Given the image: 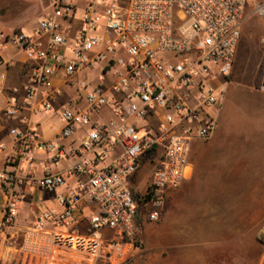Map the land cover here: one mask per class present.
Masks as SVG:
<instances>
[{"label":"built area","instance_id":"built-area-1","mask_svg":"<svg viewBox=\"0 0 264 264\" xmlns=\"http://www.w3.org/2000/svg\"><path fill=\"white\" fill-rule=\"evenodd\" d=\"M53 6L54 11L40 19L33 35L21 29H0V67L6 63L4 45L17 47L35 63L28 96L41 94L43 111L53 110L62 92L51 86L60 68L71 83L86 69L101 67L100 80L113 71L114 94L109 97L100 82L86 93L85 108L63 106L60 117L64 126L52 141L40 138L34 129H11L19 146L10 153L0 144V161L16 167L27 163L31 170L32 151L37 149L48 153L50 163L76 157L68 174L79 175L87 170L83 153L93 154V165L114 155L111 164L89 169L87 180H80L75 189L59 197L63 211L41 213L35 227L57 249L76 252L85 262L113 264L120 259L119 264H125L128 257L121 245L138 241L132 177L146 161L154 164L152 182L146 189L154 191V198L146 209L149 219L157 220L168 193L180 187L189 174L193 143L209 140L217 129L216 113L223 104L224 90L215 81L218 75L227 78L231 74L243 27L252 15L264 16V1L54 0ZM76 21L78 30L70 39L66 29H73ZM70 41L74 58L67 60L63 49ZM119 50L128 58L118 55ZM5 78L1 73L0 97ZM260 87L264 89V72ZM104 107L110 108L113 117L94 120L93 115ZM4 113L17 115L16 97L10 99ZM79 126L87 127L86 134L78 147L67 151L64 141ZM0 178L8 183L27 181L51 192L66 183V175L51 170L41 176L29 171L26 177L0 171ZM23 195L14 190L0 195V232L15 228ZM81 200L97 209L90 216L88 233L48 228L72 217ZM106 229L117 237L108 238Z\"/></svg>","mask_w":264,"mask_h":264},{"label":"crops","instance_id":"crops-1","mask_svg":"<svg viewBox=\"0 0 264 264\" xmlns=\"http://www.w3.org/2000/svg\"><path fill=\"white\" fill-rule=\"evenodd\" d=\"M54 0H0V29L12 31L21 29L33 35L38 28L40 19L47 17L54 11ZM65 24H67L65 22ZM79 26L76 21L73 29H66L70 39H73ZM24 28L27 29L24 30ZM252 29H243L237 47V55L231 74L225 78L218 75L216 84L224 90V100L217 110L218 126L208 144L210 153H202V142L196 140L191 148V167L184 185L171 190L173 195L187 190L186 185L192 176L202 175L210 166L220 167L218 163L229 160L232 154L242 155L246 161L264 163V89L260 87L261 77L253 76L238 60L240 49L247 42L248 34ZM73 43L63 49L67 60L74 58ZM2 53L6 63L0 67V74L6 75L3 81L4 91L0 97V144H4L10 153H15L19 143L10 130L17 128L27 131L34 129L40 138L54 140L62 130L64 123L60 117L63 106L85 108L86 93L100 82L104 85L107 95L111 97L114 92L112 84L115 80L113 71H107L100 80L101 67L86 69L73 78V83L60 68L51 80L53 88L61 89V94L54 103V109L43 111L40 100L41 94L28 96V87L31 86L30 75L35 65L25 53L12 45H4ZM118 55L128 58V55L118 51ZM84 85H81V84ZM243 83V84H241ZM245 86L242 87V86ZM86 86V87H85ZM17 98L18 113L9 116L4 109L9 106L11 98ZM56 117L59 124L53 122L48 131L44 130L43 123L46 119ZM113 117L109 107H104L93 115L96 121H106ZM152 120V119H150ZM87 127L79 126L71 137L64 141L68 151L71 147H78L85 136ZM92 153H83L82 160L86 162L87 170L79 175H69L68 169L76 157L68 156L58 163L48 161V153L35 149L32 156L35 158L30 170L27 163L18 167L0 161V171L16 173L18 177H26L29 171H34L36 176H41L45 171L62 172L66 175V183L56 191H46L30 184L8 183L0 178V195L5 191H18L23 193L16 213V226L7 232H0V264H92L84 261L73 251H60L52 243L51 238L36 229L38 217L41 213L54 211L59 213L64 210L59 197L75 189L80 180H87L89 169H100L112 163L113 156H108L96 165L90 163ZM205 169V170H204ZM154 165L146 161L140 170L132 177L135 188L146 191L152 182ZM198 175V176H199ZM169 192V193H170ZM168 193V195H169ZM97 209L94 204L81 200L79 206L73 210V216L58 224H49L51 230L74 231L81 234L88 233L90 216ZM1 217V214H0ZM147 219H142L140 227L144 229ZM108 238H116V233L106 229ZM190 235H174L166 233L146 234L138 238L136 245L124 243L121 250L126 252L128 261L125 264H213V252L205 241H196ZM120 259H115L113 264H119ZM97 264H108L99 261Z\"/></svg>","mask_w":264,"mask_h":264},{"label":"rangeland","instance_id":"rangeland-1","mask_svg":"<svg viewBox=\"0 0 264 264\" xmlns=\"http://www.w3.org/2000/svg\"><path fill=\"white\" fill-rule=\"evenodd\" d=\"M243 29L252 31L240 49L239 63L260 78L264 72V16L252 15ZM53 122L60 123L56 117L46 119L44 130ZM209 140H200V152L210 153ZM229 158L218 163L220 167L204 169L202 175L198 171L186 184L187 190L176 195L170 192L157 220H150L146 209L142 219L147 220L138 238L161 232L190 235L211 247L213 264H264V163L246 161L242 155Z\"/></svg>","mask_w":264,"mask_h":264},{"label":"trees","instance_id":"trees-1","mask_svg":"<svg viewBox=\"0 0 264 264\" xmlns=\"http://www.w3.org/2000/svg\"><path fill=\"white\" fill-rule=\"evenodd\" d=\"M135 200L137 201V215H136V224L138 234H140V225L142 223V217L146 210V204L154 198V191L149 188L146 192H138L133 189Z\"/></svg>","mask_w":264,"mask_h":264}]
</instances>
